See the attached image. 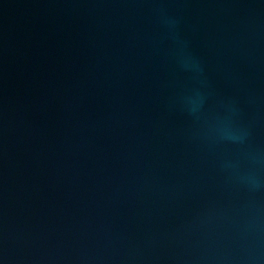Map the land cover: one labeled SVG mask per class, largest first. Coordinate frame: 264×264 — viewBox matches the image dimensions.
Instances as JSON below:
<instances>
[{
	"label": "water",
	"instance_id": "1",
	"mask_svg": "<svg viewBox=\"0 0 264 264\" xmlns=\"http://www.w3.org/2000/svg\"><path fill=\"white\" fill-rule=\"evenodd\" d=\"M0 264H264V0H0Z\"/></svg>",
	"mask_w": 264,
	"mask_h": 264
}]
</instances>
